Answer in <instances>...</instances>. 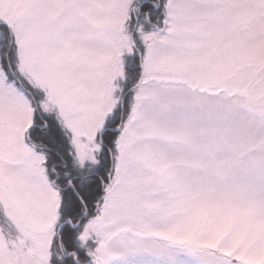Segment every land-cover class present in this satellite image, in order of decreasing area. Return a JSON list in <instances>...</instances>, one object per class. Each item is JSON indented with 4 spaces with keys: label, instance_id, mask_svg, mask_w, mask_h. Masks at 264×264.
<instances>
[{
    "label": "snow or ice",
    "instance_id": "6c2138e0",
    "mask_svg": "<svg viewBox=\"0 0 264 264\" xmlns=\"http://www.w3.org/2000/svg\"><path fill=\"white\" fill-rule=\"evenodd\" d=\"M0 264H264V0H0Z\"/></svg>",
    "mask_w": 264,
    "mask_h": 264
}]
</instances>
